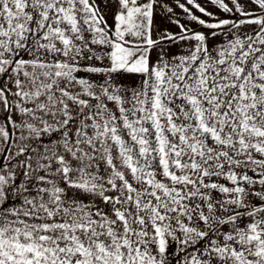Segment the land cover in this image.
I'll return each mask as SVG.
<instances>
[{
    "label": "snow or ice",
    "instance_id": "6c2138e0",
    "mask_svg": "<svg viewBox=\"0 0 264 264\" xmlns=\"http://www.w3.org/2000/svg\"><path fill=\"white\" fill-rule=\"evenodd\" d=\"M0 264H264V0H0Z\"/></svg>",
    "mask_w": 264,
    "mask_h": 264
}]
</instances>
